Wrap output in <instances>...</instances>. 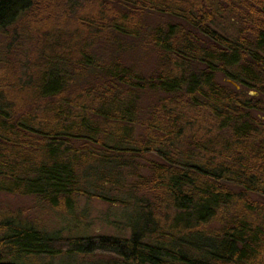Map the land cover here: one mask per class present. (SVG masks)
<instances>
[{"label":"trees","instance_id":"1","mask_svg":"<svg viewBox=\"0 0 264 264\" xmlns=\"http://www.w3.org/2000/svg\"><path fill=\"white\" fill-rule=\"evenodd\" d=\"M0 193L133 212L65 238L0 212V264H264V0H0Z\"/></svg>","mask_w":264,"mask_h":264},{"label":"rangeland","instance_id":"2","mask_svg":"<svg viewBox=\"0 0 264 264\" xmlns=\"http://www.w3.org/2000/svg\"><path fill=\"white\" fill-rule=\"evenodd\" d=\"M218 30L226 35L235 36L237 24L232 20H226L218 25ZM134 59V57H133ZM143 73L150 72L155 66L153 58L141 57L136 61ZM238 90V86H235ZM251 97H258L255 92H247ZM131 164V161H127ZM123 170V169H122ZM131 169L123 170V179L126 184L134 182L131 177ZM84 181V180H83ZM87 182V183H86ZM83 186L89 192L96 195L117 197L119 191L110 184H102L99 180L93 178L83 182ZM117 190V193H116ZM126 193H124V196ZM34 199L24 198L15 195L0 193V212L14 213L21 215L26 219L40 218L45 224L46 229L51 232H60L65 237L78 235L94 236H128L126 217L133 214L132 209L126 205L118 203H109L101 199H89L80 197L76 203V209L73 214H66L64 211L52 212L49 209L39 211ZM2 234L0 233V237ZM10 258V257H8ZM108 257L96 256L94 258L83 257L78 255H62L56 258H44L28 260L27 264H107Z\"/></svg>","mask_w":264,"mask_h":264}]
</instances>
